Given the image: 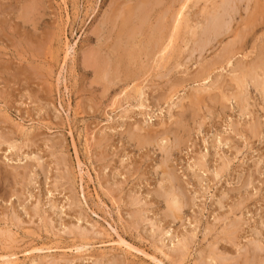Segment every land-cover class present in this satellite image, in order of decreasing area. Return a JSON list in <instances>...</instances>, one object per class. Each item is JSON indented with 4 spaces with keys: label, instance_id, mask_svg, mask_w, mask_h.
<instances>
[{
    "label": "rangeland",
    "instance_id": "obj_1",
    "mask_svg": "<svg viewBox=\"0 0 264 264\" xmlns=\"http://www.w3.org/2000/svg\"><path fill=\"white\" fill-rule=\"evenodd\" d=\"M154 1L0 0V263L264 264V96L249 80L240 104L223 98L239 66L259 62L264 0L190 3L161 70L144 56L120 69L142 16L155 26L179 8ZM232 30L251 37L223 64ZM165 169L187 204L174 217Z\"/></svg>",
    "mask_w": 264,
    "mask_h": 264
},
{
    "label": "bare ground",
    "instance_id": "obj_2",
    "mask_svg": "<svg viewBox=\"0 0 264 264\" xmlns=\"http://www.w3.org/2000/svg\"><path fill=\"white\" fill-rule=\"evenodd\" d=\"M155 1H157V0H155ZM154 1V2H155ZM161 1V0H160ZM201 1H203V0H175V3L176 2H178V6H179V8L178 9H176V12L175 13H173V15H172V17H171V20L170 21H164V19L163 20H161V21H159L161 18H160V16H158L160 19H158V17H157V23L155 24V26H153L152 24L153 23H147L148 21L147 20H149V19H147V20H144V21H142L143 19H145V17L144 16H142L143 17V19L141 18V21L139 20V22H140V24H138V25H132V26H134V27H132V29L130 30V33H126L128 36H127V41H128V44H129V46L132 48V50L131 51H129L128 53H127V55H125V53L124 52H122L123 53V55H125L124 56V59L123 60H121L120 61V63H123V64H121V67H119L120 69L121 68H125L127 71H128V69L130 68V66L132 65V64H134L137 60H138V58H139V60H140V56H144V57H147L148 59H154L155 60V62H156V64H157V66H158V68H159V66L161 67V64H167L166 63V60H168L169 61V59H167V58H169L170 57V55L172 54V53H174L175 52V42H176V38L178 37V35H179V32H180V30H181V28H182V26H183V23H184V20H185V17H186V10H188L189 11V8H190V6H189V4L190 3H192L193 5L195 4V5H197L199 2H201ZM204 1H206V2H209V0H204ZM227 1V0H226ZM253 0H249L248 1V3H250V2H252ZM158 2H159V0H158ZM163 2V1H162ZM161 2V3H162ZM166 2H167V0H166ZM168 2H171V1H168ZM214 2V1H213ZM228 2H230V0L228 1ZM147 3V2H146ZM155 4V3H154ZM157 4V3H156ZM173 4H174V1H173ZM215 4V3H214ZM258 4V3H257ZM150 5V4H149ZM163 5V4H162ZM176 5V6H177ZM221 5V4H220ZM239 5V4H238ZM244 5V4H243ZM247 5V4H246ZM142 6V8L144 7V5L142 4L141 5ZM155 6V5H154ZM153 6V8H155ZM159 6V5H158ZM157 6V7H158ZM171 6V5H170ZM175 6V5H174ZM222 6V5H221ZM140 7V6H139ZM139 7L135 10L134 9V11H138L139 10ZM147 7V6H146ZM215 7V6H214ZM220 6H218L217 8L215 7L214 8V11L217 9V10H219L218 8H219ZM148 8V7H147ZM171 8H174V7H171ZM221 8V7H220ZM224 8V7H223ZM234 8V7H233ZM201 9V8H200ZM208 8L205 6L201 11H202V16L204 15V16H206L207 15V10ZM232 9V8H231ZM260 9H262L263 11H264V5H261L260 6ZM133 10V9H132ZM141 10H143V9H141ZM152 10H154V9H152ZM211 10V9H210ZM140 11V10H139ZM138 11V12H139ZM144 11H146L145 9H144ZM149 11V10H148ZM192 11V10H191ZM224 11V10H223ZM244 11V10H243ZM137 12V13H138ZM147 12V11H146ZM145 12V13H146ZM150 12V11H149ZM170 12V11H169ZM216 12V11H215ZM214 12V13H215ZM226 12V11H225ZM235 12L236 11H234V15H235ZM148 13V12H147ZM190 13V12H189ZM228 13V12H227ZM132 14H135V13H132ZM140 14V13H139ZM138 14V15H139ZM141 14H142V12H141ZM168 14V13H167ZM133 17H135L136 16V14L135 15H132ZM163 17H164V15H162ZM212 16V15H211ZM215 16H217V14L215 13ZM221 16V15H220ZM139 17V16H138ZM147 17V16H146ZM207 17V16H206ZM214 17V16H213ZM233 17V16H232ZM148 18V17H147ZM247 18V17H246ZM257 18V17H256ZM150 19H152V18H150ZM214 19V18H213ZM231 19V18H230ZM241 19V18H240ZM132 19H130V21H131ZM138 20V19H137ZM187 20V19H186ZM201 20V19H200ZM211 20V19H210ZM209 20V21H210ZM216 20V19H215ZM256 20V19H255ZM126 21V20H125ZM129 21V20H128ZM133 21H135V20H133ZM149 21H151V20H149ZM159 21V22H158ZM254 21V20H253ZM246 22V21H245ZM131 23V22H130ZM220 23V22H219ZM217 24L216 23V28H220V24ZM232 23H233V21H232ZM250 23V22H249ZM257 23V22H256ZM264 23V22H263ZM125 24H129L127 21L125 22ZM124 24V25H125ZM132 24V23H131ZM196 24H197V22H196ZM215 24V23H214ZM227 23L225 22V25H226ZM252 24V23H251ZM186 25V24H185ZM220 25V26H219ZM240 25V24H239ZM262 25V24H261ZM199 26V25H198ZM255 27L256 26H258V25H254ZM253 26V27H254ZM116 27V26H115ZM129 27V26H128ZM200 27V26H199ZM254 27V28H255ZM130 28V27H129ZM190 29L191 31L193 30V28L191 27V26H187L186 25V27H185V29ZM245 28V27H244ZM259 28V27H258ZM117 29V28H116ZM234 29V28H233ZM247 29V28H246ZM243 30V29H242ZM113 31V30H112ZM120 31V30H119ZM127 31H128V29H127ZM188 31V30H187ZM197 31V30H196ZM215 31V30H214ZM229 31V30H228ZM244 31V30H243ZM243 31H241V30H239L238 32H239V34H241V32L242 33H244ZM141 32H142V35L143 34H147V36H146V39H144V41L143 42H141V41H139L138 40V38H137V36H141ZM203 32V31H202ZM217 32V31H216ZM215 32V33H216ZM219 32H220V30H219ZM249 32V31H248ZM124 33V32H123ZM139 33V34H138ZM186 33V32H185ZM184 33V34H185ZM193 33H195V32H193ZM198 33V32H197ZM204 33H206V32H204ZM221 33V32H220ZM125 34V33H124ZM196 34V33H195ZM219 34V33H218ZM226 34V33H225ZM247 34H249V33H247ZM250 34H251V32H250ZM202 35H203V33H202ZM215 35V34H214ZM228 35V34H227ZM231 35L236 39H238V40H235V43H234V46L236 45H238L237 46V48L239 49V50H236L237 48H236V46H235V50H234V48H232L231 46H227V47H224L225 49L223 50V53H222V55H220L219 57H220V60H221V63H226V64H230V61L231 60H233V57L234 56H236L237 54H239L240 53V51H242V50H244L243 48V44H244V40H246V39H249V38H247L246 37V39L244 38V36L246 35V32H245V35H237V33H236V30H232L231 31ZM139 36V37H140ZM182 36V35H181ZM188 36V35H187ZM191 36V35H190ZM216 36V35H215ZM223 36V35H222ZM248 36V35H247ZM197 37H198V35H197ZM217 37V36H216ZM125 39V38H124ZM140 39V38H139ZM178 39H180V38H178ZM190 39V38H189ZM196 39V38H195ZM205 39H206V37H205ZM139 42H138V41ZM188 40V39H187ZM191 40V39H190ZM215 40V39H214ZM121 41V40H120ZM205 41V40H204ZM208 41V40H207ZM207 41H206V43H207ZM182 42V41H181ZM184 42V41H183ZM182 42V43H183ZM195 43H196V41H194ZM197 43H199V42H197ZM196 43V44H197ZM200 43H202V42H200ZM230 43V42H229ZM256 43V42H255ZM176 44H178V42L176 43ZM203 44V43H202ZM209 44V43H208ZM262 44V43H261ZM126 45V44H125ZM193 45V44H192ZM198 45V44H197ZM247 45V44H246ZM127 46V45H126ZM125 46V49H127V47ZM180 46V45H179ZM186 46H188V45H186ZM196 46V45H195ZM201 46V45H200ZM199 46V47H200ZM209 46V45H208ZM256 46V45H255ZM130 47H128V48H130ZM198 47V46H197ZM196 47V48H197ZM246 47V46H245ZM260 47V46H259ZM263 47V50H261V57H259V62H257L256 63V65L253 67H246V65H240L239 66V68H238V71H239V73H238V76H236V77H234L232 80L233 81H231V82H235L236 83V85H237V90H238V92L237 93H235L234 95H231L230 97H227L226 98V96L225 95H223V98L225 99V100H227L228 102L231 100V99H234V101L235 100H237L238 101V104H240V98H241V95H242V91H243V88L245 87V85H247V81H254V85H255V87H256V89H257V91H259L260 90V92H261V94L264 96V46H262ZM183 48V47H182ZM140 49H141V51H140ZM183 49H185V48H183ZM202 49V48H201ZM216 49V48H215ZM258 49V48H257ZM124 50V49H123ZM140 51L141 53H138L137 51ZM176 50H178V49H176ZM189 50V49H188ZM195 50V49H194ZM259 50V49H258ZM180 51V50H179ZM181 51H183V50H181ZM196 51V50H195ZM203 51V50H202ZM211 51H212V49H211ZM121 52V51H120ZM127 52V51H126ZM176 53V52H175ZM190 53V52H189ZM242 53V52H241ZM114 54V53H113ZM200 54V53H199ZM174 55H176V54H174ZM182 55V54H181ZM240 55V54H239ZM193 56V55H192ZM246 56V55H245ZM120 57V56H119ZM171 58V57H170ZM193 58V57H192ZM204 58V57H203ZM214 58V57H213ZM236 58V57H235ZM93 59V58H92ZM95 59V58H94ZM108 59V58H107ZM122 59V58H121ZM97 60V59H96ZM119 60V59H118ZM143 60V59H142ZM145 60V59H144ZM153 60V61H154ZM173 60V59H172ZM191 60V59H190ZM95 61V60H94ZM113 61H115V60H113ZM171 61V60H170ZM110 62V61H109ZM141 62V61H140ZM160 62H165V63H160ZM217 62V61H216ZM216 62H214V63H216ZM93 63V62H92ZM96 63V62H95ZM95 63H94V65H95ZM148 63V62H147ZM146 63V64H147ZM218 63H219V61H218ZM91 64V63H90ZM139 64H141V63H139ZM155 64V63H154ZM212 65H213V62L211 63ZM237 64V63H236ZM236 64H235V66H236ZM136 65H137V63H136ZM176 65V64H175ZM216 65H218L217 63H216ZM215 64H214V66H216ZM139 65H137L136 67H138ZM141 66V65H140ZM156 66V67H157ZM163 66V65H162ZM209 65H206L205 66V68H204V70H203V72L200 74L201 76L200 77H198L199 79H201V81L203 80V81H205V80H207L208 78H209V76H210V74H211V72H210V67H208ZM226 66V65H225ZM232 66V65H231ZM101 67V66H100ZM108 67V66H107ZM142 67H144V66H142ZM154 67H155V65H154ZM155 67V69H158V68H156ZM176 67V66H175ZM206 67H208V68H206ZM221 67V66H220ZM223 67V66H222ZM118 68V69H119ZM139 68V67H138ZM227 68V67H226ZM234 68V67H233ZM105 69V68H104ZM160 70H161V68H159ZM140 71H142L141 70V68L139 69ZM163 70V69H162ZM110 71H111V69H110ZM130 71V70H129ZM132 71V70H131ZM130 71V72H131ZM101 72V71H100ZM104 72V71H103ZM118 72V71H117ZM214 72V71H213ZM230 72V71H229ZM257 72H259L261 75H262V77H261V79H259L258 77L260 76H258V74L259 73H257ZM257 73V74H256ZM124 74H126V72H124ZM131 74V73H130ZM231 74V73H230ZM108 76V75H107ZM124 76V75H123ZM133 76V77H132ZM135 75H131L130 77L133 79L134 78V80H135V78L137 79V78H139L138 77V75H137V77H134ZM199 76V75H198ZM197 77V76H196ZM130 78V79H131ZM108 79V78H107ZM127 79H129V78H127ZM126 79V80H127ZM129 79V80H130ZM99 80V79H98ZM145 80V79H144ZM194 80V79H193ZM130 81H132V80H130ZM144 82V81H143ZM214 82V81H213ZM215 83V82H214ZM134 85V84H133ZM211 86V85H210ZM217 86V85H216ZM200 87V86H199ZM219 88V87H218ZM144 89V88H143ZM133 90H135V91H133L132 93H136L137 95L136 96H141V94H142V89L139 87V86H134V89ZM202 90V89H201ZM244 91H245V89H244ZM198 92V91H197ZM260 92H258V93H260ZM171 93V92H170ZM210 93V92H209ZM205 94V93H204ZM211 94V93H210ZM244 94V93H243ZM248 95V94H247ZM246 96V95H245ZM194 97V99L192 98V100H194L195 102L196 101H198V102H200L199 100H201V98H202V96L201 95H199V94H197V95H195V96H193ZM244 97V96H243ZM138 99V98H137ZM242 100H243V98H242ZM128 101V100H127ZM144 102V101H143ZM196 104H198L197 102H196ZM194 105H195V103H194ZM248 105V104H247ZM143 105L141 104V107H142ZM196 107V106H195ZM248 107V106H247ZM148 108V107H147ZM243 108V107H242ZM249 108V107H248ZM144 109V108H143ZM244 111V110H243ZM242 112V111H241ZM242 114V113H241ZM181 121L179 122V123H181V125L182 124H184V125H188V122H189V119H188V117H186V115H181ZM193 117V116H192ZM144 125V124H143ZM173 129H175V128H173ZM180 129H182V130H184V128L182 127V128H180ZM146 130V129H145ZM193 130V129H192ZM144 131V130H143ZM176 132H175V134L176 133H179V131L178 130H175ZM186 132V131H185ZM142 133V132H141ZM128 134V133H127ZM126 134V135H127ZM170 134H172V131L171 132H168L167 134H159V135H154V136H150V135H148V136H144L143 138H140V137H133V135L131 136L130 135V133H129V135L131 136V139L132 140H134V141H138V143H139V145L140 146H146V145H152V144H155V143H159V141H161V142H163L164 140L168 143L169 141H170V138H169V135ZM180 134V133H179ZM176 139L178 138V137H176V135L174 136ZM173 139V138H172ZM175 139V140H176ZM185 141H186V139H185ZM181 142H183V141H181V139H177L176 140V144L177 145H179V144H181ZM172 143V142H171ZM189 143V142H188ZM222 143V142H221ZM164 144V143H163ZM184 144V143H183ZM218 144V143H217ZM170 145V144H169ZM219 145V144H218ZM178 147V146H177ZM166 151L167 152V150H168V147H163V149H162V151ZM206 156V155H205ZM166 157V156H165ZM170 157V156H169ZM168 162H170V161H168ZM206 162V161H205ZM161 164V163H160ZM228 166V165H227ZM165 167H166V164H165ZM202 167V166H201ZM223 167H224V165H223ZM163 168V167H162ZM225 169V168H224ZM166 170V169H165ZM220 170V169H219ZM1 171V170H0ZM215 171V170H214ZM217 171H218V169H217ZM220 172V171H219ZM222 172H224V171H222ZM163 174L165 175V177H167V180L170 182V185H171V189H172V191H170L169 193H166L167 195V199H168V209H169V211L171 212V213H173V217H174V215H177V214H180L181 213V210L183 209V207L185 206V204L186 203H184V200H183V197H181L180 195H179V192L178 193H176L175 191H174V187H173V185H175L174 184V182H175V179H174V177H173V174L168 170H166L165 172H163ZM200 174V173H199ZM175 175V174H174ZM220 175H222L221 173H220ZM217 176V175H216ZM198 178H199V176H197ZM162 178V177H161ZM201 180V179H200ZM204 180V179H203ZM202 180V181H203ZM177 182V181H176ZM180 182V181H179ZM178 183V182H177ZM162 187V186H161ZM175 187H176V185H175ZM164 188V187H163ZM170 189V190H171ZM164 190H165V188H164ZM169 191V190H168ZM184 191V190H183ZM185 192V191H184ZM159 194V193H158ZM157 194V195H158ZM158 199V198H157ZM165 201V200H164ZM135 202V201H134ZM186 202V201H185ZM187 205V204H186ZM223 206V205H222ZM58 208V207H57ZM167 209V208H166ZM138 212V211H137ZM141 212V211H140ZM166 213V212H165ZM168 213V212H167ZM166 213V214H167ZM183 213V212H182ZM139 214V213H138ZM170 214V213H169ZM140 215V214H139ZM138 216V215H137ZM135 217V216H134ZM166 217V216H165ZM176 217V216H175ZM171 218V217H170ZM178 218V217H177ZM180 218V217H179ZM173 219V218H172ZM175 220V219H174ZM227 220V219H226ZM221 221H223V220H221ZM17 224V223H16ZM22 224V223H21ZM232 224V223H231ZM233 225V224H232ZM12 226V225H11ZM231 226V225H230ZM230 226H229V228H230ZM16 227V226H15ZM14 227V228H15ZM232 227V226H231ZM18 228V227H17ZM22 228V227H21ZM19 229V228H18ZM46 229V228H45ZM234 229V228H233ZM24 230V229H23ZM29 233V232H28ZM30 234H32V233H30ZM233 234V233H232ZM79 235V234H78ZM257 235H258V233H257ZM162 237V236H161ZM12 238V237H11ZM16 239V238H15ZM42 239V238H41ZM164 239V238H163ZM183 239V238H182ZM186 239V238H185ZM88 240V239H87ZM160 240V239H159ZM232 240V239H231ZM189 241V240H188ZM187 241V242H188ZM223 241V240H222ZM13 242H15V241H13ZM171 242V241H170ZM178 242H179V240H178ZM190 242V241H189ZM227 242V241H226ZM253 242V241H252ZM162 243V242H161ZM262 243V242H261ZM14 244V243H13ZM16 244V243H15ZM173 244V243H172ZM257 244V243H256ZM0 245H2V244H0ZM182 245V244H181ZM184 245V244H183ZM188 245H189V243H188ZM238 245V244H237ZM234 246H235V244H234ZM169 247V246H168ZM184 247V246H183ZM260 247H261V245H260ZM212 248V247H211ZM251 248V247H250ZM5 249H7V248H5ZM183 249H185V248H183ZM10 250V249H9ZM173 250H174V248H173ZM216 250H217V248H216ZM215 251V250H214ZM28 252V251H27ZM26 252V253H27ZM221 252V251H220ZM173 253V252H172ZM181 253V252H180ZM214 253V252H213ZM218 253V252H217ZM9 254V253H8ZM7 254V255H8ZM11 254V253H10ZM9 254V255H10ZM171 254V253H170ZM208 254V253H207ZM6 255V254H5ZM16 254H13V255H10V256H8V257H3L2 255V257L3 258H6V262L8 263V264H10V263H12V259L14 258V256H15ZM164 255V254H163ZM173 255V254H172ZM209 255V254H208ZM214 255V254H213ZM174 256V255H173ZM187 256V255H186ZM219 256V255H218ZM211 257V256H210ZM217 257V256H216ZM15 258L16 259H18L17 258V256H15ZM225 258V257H224ZM15 259V260H16ZM44 259V258H43ZM208 259V258H207ZM229 259V258H228ZM2 260V259H1ZM4 260V259H3ZM250 260V259H249ZM14 261V260H13ZM32 261H34V260H32ZM41 261V260H40ZM170 261V260H169ZM182 261H184L183 259H182ZM260 261V260H259ZM1 262V261H0ZM4 262H5V260H4ZM16 262H18V261H16ZM212 262V261H211ZM217 262V261H216ZM221 262V261H220ZM19 263V262H18ZM113 263V262H112ZM116 263V262H115ZM114 263V264H115ZM214 263H215V261H214ZM0 264H3V263H0ZM13 264V263H12ZM24 264V263H23ZM34 264H35V262H34ZM38 264V263H37ZM218 264V263H217ZM224 264H226V262L224 263Z\"/></svg>",
    "mask_w": 264,
    "mask_h": 264
}]
</instances>
